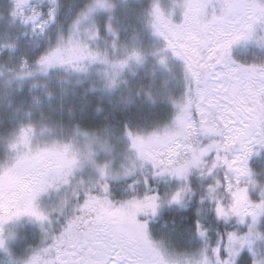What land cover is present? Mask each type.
Segmentation results:
<instances>
[{"label":"rangeland","instance_id":"rangeland-1","mask_svg":"<svg viewBox=\"0 0 264 264\" xmlns=\"http://www.w3.org/2000/svg\"><path fill=\"white\" fill-rule=\"evenodd\" d=\"M43 1L38 0V3L45 5ZM80 1L47 0V6L57 9L61 21L47 28L46 34H34L32 24L0 21V51H3L0 54V111L9 113L0 122V253L3 264H56L62 261L60 257L68 261L87 259L89 264H107L112 257L106 255L105 243L96 238V229L101 223L115 224L119 229L125 249L120 264H140L142 255L146 254L149 257L145 256L141 264H153L159 260L168 264H214V259L206 252L205 232L203 235L194 231L158 235L149 232L146 226L141 227L168 206L184 205L187 186L163 197L151 195L117 202L109 196L110 180L129 177L141 167L154 165L153 160L163 161L158 165L162 166L159 174H167L168 180H176L180 173L187 174L193 169L197 164L193 163L195 159L199 161L206 154L216 152L221 160L227 158L228 161L242 156L243 142L253 148L246 164L248 171L243 175L236 171L245 167L243 163L231 168L234 175L227 178L231 183L228 186L234 188H228L232 200L220 207L231 215L234 194L239 189H246L247 201L243 207L253 211L256 204L264 206V146L258 142L264 132V112L258 115L253 110L258 101L264 102V75L261 71L264 69V0H183L186 7L184 4L181 8L170 5L158 21L153 19L145 0H139L143 4L141 8L137 4L138 8L130 7V2L128 8H121L112 0H86L89 2L86 9L77 12ZM20 2L22 0H0L1 4L8 3V6ZM230 3L234 10L245 11L237 12L241 19L232 23L228 31L239 30L245 23H251L252 33L250 38L231 46V61L235 63L230 62L229 67L243 66L244 70L231 79L208 81L224 84L227 88L231 83L228 98H221L219 104L235 110L233 115H239L231 126L233 131L224 136L219 131L205 130L217 123L213 117L220 109L209 108L206 94L201 99L204 83L200 86L202 83H197L187 72L184 61L173 55L171 49H166L164 35L173 38L171 31L176 30V25L197 31L213 16L227 14L228 19ZM117 11L122 13L121 17ZM130 18L133 19L131 23ZM16 41L19 46H14V53L5 50ZM43 53L47 54L44 66L60 56L74 71L85 74L100 71L105 80L104 88L111 90L98 99L100 105L109 107L102 112L106 122L100 132L66 118L44 124L41 128L36 124L40 97L17 98L16 89L26 88L24 80L19 79L23 75L22 69H30L35 65L36 57ZM162 57L163 63L160 62ZM131 60H138L140 68L149 73L158 92L163 93L160 98L164 101L174 98L173 103L178 109L174 118L150 128L136 127L122 120L120 114H123L127 102L114 101L112 93L120 80H127V72H135L134 67L130 68ZM252 65L256 66L255 71L250 70ZM160 68L162 72L157 75ZM223 71H226L224 65L217 64L213 76L215 72ZM69 73L73 72L69 70ZM161 73L168 79L165 87L158 82ZM246 78L249 80L247 88L243 85ZM75 91L62 86L57 94L70 97ZM220 95L224 96L223 93ZM126 100L132 103L133 97ZM197 105L211 113L208 124L202 123ZM30 110L34 113L30 114ZM193 110L198 112L199 119L192 117ZM240 117L247 125L244 135L229 143L227 138L236 136V130L244 128L239 122ZM188 125H191L189 130ZM24 129L41 132L37 133L35 142L26 139L30 137H24L23 141L21 131ZM187 131H191L189 136ZM214 144L219 148L209 147ZM203 149L208 151L201 155ZM177 192L180 193L179 203L171 201ZM80 197L79 209L92 213L86 221H90L88 225L92 224L93 231L73 230L66 234L68 223L74 219H65L59 226L61 219L53 217L63 215L66 208ZM152 204L156 205L155 212ZM33 212H42L48 219L37 221ZM232 215L237 224L231 232L235 239L227 236L224 261L228 264H253V261L264 264V211L259 212L255 220L250 215L243 216V220L233 212ZM55 226L60 228L59 232L54 230ZM49 238L54 239L51 245L45 244ZM249 240L252 241L251 249L247 243ZM51 249L59 252L60 257L52 259L57 254L50 255ZM89 249L91 256H88ZM218 262L222 264L223 261L218 258Z\"/></svg>","mask_w":264,"mask_h":264},{"label":"trees","instance_id":"trees-1","mask_svg":"<svg viewBox=\"0 0 264 264\" xmlns=\"http://www.w3.org/2000/svg\"><path fill=\"white\" fill-rule=\"evenodd\" d=\"M112 1L121 8H128L127 3L129 2L132 8H138L137 5L141 8L143 5L139 0ZM43 2L45 5L38 3V0H22L20 3L9 4V6L8 3H0V21L4 19L7 24L11 22L32 24L34 27L32 32L34 34H46L45 30L61 21V16L56 8L51 9L50 6H47V0ZM88 4L89 2L86 0H81L76 11L85 10ZM147 4H149L151 9L150 12L153 19L156 21L168 11L170 5H175L177 8H181V4L185 6L183 0H145V5ZM223 7H225V5H223ZM231 7H233L232 3L229 4L228 8ZM156 8L159 9V15H157L155 11ZM116 14L120 17L122 16L120 11H117ZM131 22H133V19L130 18V23ZM14 44L15 45L12 47H6L5 50L14 53L16 49L14 46L18 47L19 41L14 42ZM8 45L10 46V44ZM2 52L3 51H0V54ZM46 58L47 54L43 53L39 58L38 56L36 57L35 65L30 69H22L23 75H20L19 79L24 80L26 88L23 87L20 91L16 89L17 98H25L26 96L40 97L39 103L41 106L37 110L38 120L36 124L41 128L44 124L55 122L60 118H66L67 120L75 121L77 125L84 128L98 130L100 132L106 122L104 121V114L102 115V112H104V108L108 110L109 107L100 105L98 99L105 95L104 92H111V90H106L104 88L105 80L102 78L100 71L98 70L88 74L74 71L63 62V58H60V56L54 58L48 66H44L42 64ZM130 62V68L134 67L135 72H127L125 75L127 80H120L112 93L114 101L120 102V100H123L127 102L123 114H120L122 120L127 122V124L130 122L136 127L150 128L154 127L157 123L174 118L175 114H178V109H176L173 103L174 98H168L169 101H164L163 98H160L163 93L158 92L156 86L153 84L152 77H149V73H147L145 69L140 68L138 60H131ZM36 64L38 68L35 67ZM69 70L73 73H69ZM160 72H162L161 68L158 69L156 74L159 75ZM12 73L14 74V72ZM153 73L155 74V72ZM251 78L255 77L251 76ZM211 79L212 78H210L209 81H211ZM167 80L164 73H161L158 78L159 85L165 87ZM247 81H249L248 78L245 80L246 85ZM62 86H68L76 90V93L70 97L57 94V91ZM200 86H203V83ZM170 96L176 97L172 94ZM132 97V103L126 100V98L131 99ZM262 104L264 105V102H257L258 106ZM82 109L84 110L82 111ZM29 113L33 114L34 111L30 110ZM8 114V111H0V122H3V119L6 118ZM191 115L193 118L197 117L196 119H199L196 110H193ZM15 118L16 121H18V115ZM6 121H9V118H7ZM32 127L36 128L35 126ZM220 127L223 126L220 125ZM190 128L191 125H188L187 129L189 130ZM40 132L34 133L24 129L21 131L22 140H25L23 139L24 137H30L26 139L35 142L34 139L37 133L39 134ZM189 134H191V131L186 132L187 136H189ZM222 134L227 136L228 131L224 130ZM15 141L18 142V139ZM217 156L216 152L206 154L192 167V170L187 174L180 173L181 175H179L176 180L170 178L168 180L169 175L165 174V176H163L159 174L162 166L149 164L148 167L139 168L136 173L129 177L121 180H110L111 194H109V196L117 202L131 200L132 198L141 199L143 196L151 195L163 197L180 189V187L187 186V198L184 205L174 204L168 206L155 219L146 223L145 226L149 232L158 235L173 233L180 235L190 231L198 233L205 232L206 246L208 247L209 254L214 259V264H220L218 258L222 261L226 258L227 253L225 247L227 245V236L236 228L237 224L236 218L232 215V212L231 215L229 212L226 217L221 216L217 212L218 207L224 203L228 204V201L232 200L229 197L231 190H234L233 186H228V183L230 185L231 183L227 178V176H232L234 173L231 172V169L223 165L222 160L221 162L217 161ZM181 166H178V168ZM156 174L158 176L157 178L155 177ZM213 187H215L214 193ZM81 200V197L75 199L71 206L66 208L63 215H54V219H61L58 224L59 226L65 219L72 220L78 216L84 217L85 221L90 219L92 213L79 209ZM196 221H199V227H197ZM89 223L90 221H86L87 228L85 223H82L75 228L74 231H93L92 224L88 225ZM54 230L59 232L60 228L55 226ZM59 240L60 238L57 239V241ZM53 242L54 239L49 238L45 244L51 245ZM217 249L219 250V254L215 251ZM53 254L57 255L52 259L57 256L60 257L59 252L55 249H51L50 255ZM145 256L147 258L149 257L148 254L142 255V261L145 260ZM60 259H62V261H68L63 259V257H60ZM142 261H140V264ZM1 262L3 264L4 261L0 253V264ZM61 262L56 264H61Z\"/></svg>","mask_w":264,"mask_h":264},{"label":"snow or ice","instance_id":"snow-or-ice-1","mask_svg":"<svg viewBox=\"0 0 264 264\" xmlns=\"http://www.w3.org/2000/svg\"><path fill=\"white\" fill-rule=\"evenodd\" d=\"M157 15H159V9H155ZM233 23V21H229L227 19V14H222L220 16H213L211 20L205 21L202 29L193 31L185 25H176L174 31H171L170 38L169 35H164L163 33H159L164 35V39L166 41V49H171L173 55L177 56L181 60L184 61L186 65L187 72L194 78L197 83H204L205 89L200 93L201 99L203 100L205 94L207 95V103L209 108L212 109H220L216 117H213L214 120L217 121L212 128H206V131H219L221 134L223 130L233 131L232 124L236 120V116L239 113L233 115L235 110H229L226 105H220L219 101L221 98L227 99L229 88L225 87L224 84H216L209 83V79L212 78L214 80H223L225 78L231 79L234 74L240 72L243 69V66L240 68H231L229 67V63H235V61H231V46L234 43L239 42L240 40L248 39L251 37L252 33V24L245 23L243 27L239 30L232 29L228 31V27ZM46 62V61H44ZM161 63L164 62V58H161ZM217 64H223L226 71L223 72H215L213 76L214 69ZM250 70L255 71L256 66H249ZM262 75H264V69L261 70ZM221 93L224 94L221 97ZM200 108L202 115V123H209V116L211 113L197 105ZM239 122L244 125V128L238 129L236 136H229L228 142L231 143L233 140L240 139L244 135V131L247 127L245 125L243 117H240ZM222 125V129L219 127ZM262 139L258 142L264 146V132H262ZM209 147H217L219 145H209ZM241 148L243 150L242 156H237L234 160L228 161L227 158H223L222 162L226 164L230 169L233 168L234 165L238 163H243L245 167L237 168L236 171L240 172L242 175L247 173L246 164L253 152V148L248 144L241 143ZM208 149H203L201 151V155H204ZM217 161H220L222 158L218 155L216 157ZM198 158L193 161V163H197ZM154 165L162 164L163 161H155L153 160ZM246 189H239L237 193H235V202L232 205L231 212L241 216V220H243V216H252L253 220L257 217L259 212L264 211V206L261 204L254 205L253 211H249L247 208L243 207L244 203L247 201V196L245 195ZM154 199V198H149ZM171 201L180 202V193L177 192L172 195ZM85 207H87V202L85 203ZM152 211L155 212L156 205H151ZM217 212L221 216H227L228 213L224 211L223 208L218 207ZM32 215L35 217L37 221H45L48 217L42 212H33ZM135 223V220L132 221ZM86 223L84 217L78 216L74 220L68 223L67 228L65 229V233H71L75 228H77L80 224ZM141 225V227H144ZM197 227H199V221H196ZM251 227V226H250ZM96 238L105 243V247L108 249L106 255H111V260L107 262V264H120V261L124 259V244L119 236V229L115 224H107L101 223L97 226L96 229ZM203 235V232L200 233ZM230 239H235V237L230 233ZM250 249L252 245V241H247ZM2 244V241H0ZM217 254H219V250ZM91 250L89 249L88 256H91ZM61 264H89L88 260L85 259L83 262L77 259H73L72 261H62ZM222 264H228V261H223ZM253 264H260L258 261H253Z\"/></svg>","mask_w":264,"mask_h":264},{"label":"flooded vegetation","instance_id":"flooded-vegetation-1","mask_svg":"<svg viewBox=\"0 0 264 264\" xmlns=\"http://www.w3.org/2000/svg\"><path fill=\"white\" fill-rule=\"evenodd\" d=\"M236 11V12H235ZM244 10H238V8L237 9H228V12H230L231 13V15H230V21H233V22H237L238 20H240L241 18L237 15V12H243ZM232 12H235V13H232ZM249 19V18H248ZM228 20H229V17H228ZM245 21V20H244ZM240 24V23H239ZM258 57H261L260 55H258ZM206 252H208L209 253V251L207 250ZM208 255H210V254H208ZM153 264H168L167 262H163L162 260H159V261H157V262H155V263H153ZM174 264H179V263H174ZM203 264H210V263H208V262H203Z\"/></svg>","mask_w":264,"mask_h":264}]
</instances>
